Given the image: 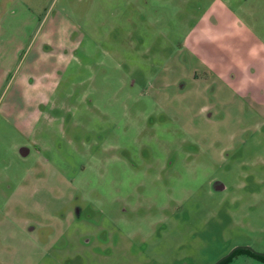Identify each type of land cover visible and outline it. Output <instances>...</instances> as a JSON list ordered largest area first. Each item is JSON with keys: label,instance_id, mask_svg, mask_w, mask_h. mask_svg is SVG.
Returning a JSON list of instances; mask_svg holds the SVG:
<instances>
[{"label": "rangeland", "instance_id": "1", "mask_svg": "<svg viewBox=\"0 0 264 264\" xmlns=\"http://www.w3.org/2000/svg\"><path fill=\"white\" fill-rule=\"evenodd\" d=\"M135 231L264 253V0H0V264H145L91 253Z\"/></svg>", "mask_w": 264, "mask_h": 264}, {"label": "flooded vegetation", "instance_id": "2", "mask_svg": "<svg viewBox=\"0 0 264 264\" xmlns=\"http://www.w3.org/2000/svg\"><path fill=\"white\" fill-rule=\"evenodd\" d=\"M210 184H211L213 192H225V191L232 190V187H229L228 184H226L220 178L211 179L210 180ZM222 184L224 185V188H221ZM250 194L252 195L253 193L250 192ZM122 236H124V239H126L127 241L130 242V248L126 250V253L128 254L129 257L134 258L135 260H140V263H145V264L147 263L146 259H149V258H151L152 263L156 262L155 254H152V252L148 251L149 250V243L154 238H156V237L160 238V237H163V236H162V234H159V235L155 236L153 231L152 232H147V233L143 232V231H135V233H133L131 235L129 233H127V234L120 233L119 235H117V237H118V239L116 240L117 242L115 243L113 241V239H112V242L109 244V246H108V248L106 250H102L100 248V246H97V247L95 246V247H93L91 253L93 255L96 254L97 256H100L99 254L110 256L111 254H113V252H115L114 247H116L119 244ZM108 240H109V238H108ZM87 241H89V239ZM88 243H91V242H88ZM247 246H250V245H243V244L236 245L228 253H226L225 255H222L221 257H219L217 260H215L211 264H225V263H228V262H230V260L235 255L239 254L240 252L252 255L255 259H257L259 264H264V260H261V259L255 257L253 255V254H256V255H259V256H264V253L259 252L258 250H256L253 247L256 250V251H254V250L250 249ZM233 249H235V250L233 251ZM221 258H223V259L220 260ZM134 262H137V261H134ZM172 263H173L172 260L167 262V264H172Z\"/></svg>", "mask_w": 264, "mask_h": 264}, {"label": "crops", "instance_id": "3", "mask_svg": "<svg viewBox=\"0 0 264 264\" xmlns=\"http://www.w3.org/2000/svg\"><path fill=\"white\" fill-rule=\"evenodd\" d=\"M31 149H28L26 147L23 148V155H28Z\"/></svg>", "mask_w": 264, "mask_h": 264}, {"label": "water", "instance_id": "4", "mask_svg": "<svg viewBox=\"0 0 264 264\" xmlns=\"http://www.w3.org/2000/svg\"><path fill=\"white\" fill-rule=\"evenodd\" d=\"M221 188H224V185H223V184L221 185ZM247 247H249L250 249L256 251V250H255L253 247H251V246H247ZM235 249H236V248H235ZM235 249H233V251H234ZM223 258H224V257H223ZM223 258H221L220 260H222Z\"/></svg>", "mask_w": 264, "mask_h": 264}, {"label": "trees", "instance_id": "5", "mask_svg": "<svg viewBox=\"0 0 264 264\" xmlns=\"http://www.w3.org/2000/svg\"><path fill=\"white\" fill-rule=\"evenodd\" d=\"M255 257L261 259V260H264V256H259V255H256V254H253Z\"/></svg>", "mask_w": 264, "mask_h": 264}]
</instances>
